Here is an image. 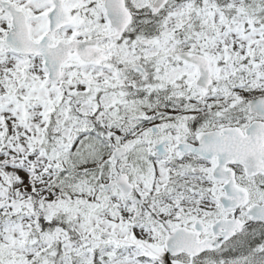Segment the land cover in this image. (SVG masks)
I'll return each instance as SVG.
<instances>
[{"label": "snow or ice", "instance_id": "snow-or-ice-1", "mask_svg": "<svg viewBox=\"0 0 264 264\" xmlns=\"http://www.w3.org/2000/svg\"><path fill=\"white\" fill-rule=\"evenodd\" d=\"M0 264H264V0H0Z\"/></svg>", "mask_w": 264, "mask_h": 264}]
</instances>
